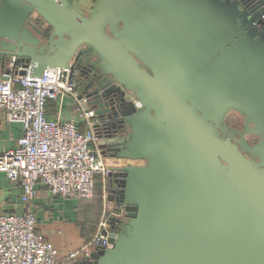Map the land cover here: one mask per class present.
Wrapping results in <instances>:
<instances>
[{
	"label": "water",
	"instance_id": "1",
	"mask_svg": "<svg viewBox=\"0 0 264 264\" xmlns=\"http://www.w3.org/2000/svg\"><path fill=\"white\" fill-rule=\"evenodd\" d=\"M55 67L80 70L102 155L144 162L110 168L124 222L84 264H264V0H0V68Z\"/></svg>",
	"mask_w": 264,
	"mask_h": 264
},
{
	"label": "built area",
	"instance_id": "2",
	"mask_svg": "<svg viewBox=\"0 0 264 264\" xmlns=\"http://www.w3.org/2000/svg\"><path fill=\"white\" fill-rule=\"evenodd\" d=\"M26 71L19 75L4 70L1 76L7 79L0 77V117L3 114L6 123L23 127L16 146L0 152V173L21 186V200L26 205L22 215H0V264H84L92 253L113 248L110 239L121 231L123 206L117 204L116 212L105 210L96 233L60 263L54 245L38 231L30 204L38 185L47 187L53 196L92 198L96 176L108 179L110 168L120 166L115 163L119 158L101 153L97 121L82 102L86 103L85 99L80 98L77 70L55 67L42 77H32L29 68ZM63 96L77 101L86 131L80 130L75 119H47L49 102ZM132 101L140 107L136 98ZM112 219L119 220L114 227Z\"/></svg>",
	"mask_w": 264,
	"mask_h": 264
},
{
	"label": "crops",
	"instance_id": "3",
	"mask_svg": "<svg viewBox=\"0 0 264 264\" xmlns=\"http://www.w3.org/2000/svg\"><path fill=\"white\" fill-rule=\"evenodd\" d=\"M2 72L4 70L0 68V77ZM82 102L87 107V104ZM81 112L75 99L63 96L49 102L46 114L48 120L56 122L75 119L79 122L80 130L84 132L87 126L82 120ZM22 134L23 127L20 123H6L1 114L0 152L15 147ZM118 161L124 162L117 164ZM115 163L121 166L133 161L116 160ZM101 177L103 180L101 191L99 196L93 199L53 196L44 185L37 186V195L31 201L30 208L35 214L38 231L54 245L60 263L69 253L81 249L84 243L96 233L99 220L105 210L117 211L119 203L112 197L107 179ZM21 196V186L10 181L5 173H0V215H22L26 205L22 202Z\"/></svg>",
	"mask_w": 264,
	"mask_h": 264
},
{
	"label": "flooded vegetation",
	"instance_id": "4",
	"mask_svg": "<svg viewBox=\"0 0 264 264\" xmlns=\"http://www.w3.org/2000/svg\"><path fill=\"white\" fill-rule=\"evenodd\" d=\"M82 1V0H75V3H76V6L78 8V3ZM97 5V4H96ZM95 5V6H96ZM95 8V7H94ZM93 8V9H94ZM79 9V8H78ZM80 10V9H79ZM81 11V10H80ZM97 59V58H96ZM78 71V74H77V79H81V72L80 70H77ZM94 73L91 72L90 74L88 73V75L90 77H92ZM126 91V97L128 99V101H132V98H136V96L131 92V91ZM119 96V95H118ZM238 113L241 118H242V124L240 126H235V125H232L229 123L228 121V117L230 116L231 113ZM97 121V120H96ZM99 121V120H98ZM225 123L227 126L231 127L234 131H233V135L230 137L231 141L238 144L239 145V142H240V138L242 137V135L244 136V138H246V140L250 143V145H255L258 143L259 141V138L252 132H247L245 130V124H246V121H245V117L243 114H241L240 112L238 111H235V110H230L229 112L226 113L225 115ZM235 132V133H234ZM232 133V132H231ZM239 147L241 148V146L239 145ZM244 152V151H243ZM245 155H247L245 152H244ZM248 156V155H247ZM249 157V156H248ZM126 222V220H125Z\"/></svg>",
	"mask_w": 264,
	"mask_h": 264
},
{
	"label": "rangeland",
	"instance_id": "5",
	"mask_svg": "<svg viewBox=\"0 0 264 264\" xmlns=\"http://www.w3.org/2000/svg\"><path fill=\"white\" fill-rule=\"evenodd\" d=\"M100 0H82L78 3V8L86 15H89L91 13V11L93 10V8L95 7V5L99 2ZM228 121L230 124L235 125V126H240L242 124V118L238 113H231L230 116L228 117ZM246 139V138H245ZM241 140V138H240ZM247 143L250 145V143L247 141ZM241 144V143H240ZM241 149L249 156L252 157V154L246 150V148L243 147V145H241ZM119 160H123L120 159ZM119 162H124V161H118L117 164H119ZM133 163L135 164H143V161H136Z\"/></svg>",
	"mask_w": 264,
	"mask_h": 264
},
{
	"label": "trees",
	"instance_id": "6",
	"mask_svg": "<svg viewBox=\"0 0 264 264\" xmlns=\"http://www.w3.org/2000/svg\"><path fill=\"white\" fill-rule=\"evenodd\" d=\"M102 133H103V132H102ZM102 136H103V134H102ZM98 138H99V142H100V141H101V138H100V137H98ZM101 181H103V180H102V177H101L100 175H97V176H96V180H95L94 195H93V197L90 198V199H93V198H95L96 196H99V193H100V191H101V184H102ZM107 184H108V187H109L110 192H111L110 179H107Z\"/></svg>",
	"mask_w": 264,
	"mask_h": 264
}]
</instances>
